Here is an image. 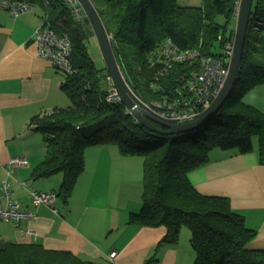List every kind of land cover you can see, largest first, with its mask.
I'll use <instances>...</instances> for the list:
<instances>
[{"label":"trees","instance_id":"obj_1","mask_svg":"<svg viewBox=\"0 0 264 264\" xmlns=\"http://www.w3.org/2000/svg\"><path fill=\"white\" fill-rule=\"evenodd\" d=\"M13 1L42 10L43 22L58 36H68L73 45V73L56 70L63 76L61 90L71 106L38 115L29 123V128L42 134L46 146L36 176L62 174L58 196L68 202L85 169L86 150L116 145L122 155L143 159L142 208L130 215V223L164 227L167 233L157 250L177 244L185 227L191 233L194 264H264V251L248 248L256 232L232 211L229 199L202 195L189 179L191 172L209 163L213 151L250 154L255 140L264 162V114L243 101L248 92L264 86V0L253 3L241 72L230 97L201 127L172 136L141 126L120 100L108 101L113 86H107L106 68H97L89 54L88 45L95 36L86 17L75 21L61 0ZM91 2L111 36L125 79L147 106L165 97L172 101L199 70L196 63L167 66L164 44L171 41L183 52L221 56L225 42L234 39L232 20L240 4V0H202L199 7L182 6L176 0ZM106 262L0 239V264H112Z\"/></svg>","mask_w":264,"mask_h":264},{"label":"crops","instance_id":"obj_2","mask_svg":"<svg viewBox=\"0 0 264 264\" xmlns=\"http://www.w3.org/2000/svg\"><path fill=\"white\" fill-rule=\"evenodd\" d=\"M176 1L182 6L202 2ZM42 17L43 11L39 9L16 19L0 10V203H3L1 181L8 178L9 162L23 158L28 164L16 167L9 177L13 198L22 210L36 215L34 219L17 223L0 222L5 226L0 229V239L70 252L96 263L194 264L195 253L187 228L181 230L177 244L157 250L167 230L130 223V215L142 208V157L124 156L116 145L88 148L85 169L68 202L58 196L62 174L36 176V169L45 159L46 146L42 134L29 128V123L38 115L71 106L69 97L61 90L63 76L39 57L34 43L35 32L43 24ZM235 23L234 16L232 26ZM261 35L264 37V31ZM259 94L261 100L244 103L264 114V90ZM261 158L255 140L253 153L232 155L215 150L208 164L189 174L200 194L229 199L232 211L244 218L248 229L256 232L248 245L253 251H264V162ZM29 190L56 193L58 214L47 206H34Z\"/></svg>","mask_w":264,"mask_h":264},{"label":"built area","instance_id":"obj_3","mask_svg":"<svg viewBox=\"0 0 264 264\" xmlns=\"http://www.w3.org/2000/svg\"><path fill=\"white\" fill-rule=\"evenodd\" d=\"M61 1L69 9L75 21L81 22L85 19L86 15L77 0ZM0 10L7 11L12 18L16 19L23 14L32 13L35 8L26 2L0 0ZM220 40L223 39L220 37ZM34 43H36L39 57L47 60L55 70L68 75L73 73L71 62L73 45L68 36H58L48 22L46 24L43 22L35 32ZM162 54L163 58L165 57L167 66L177 63H196L199 70L189 80L186 90L183 92L178 91L172 101L165 97L163 101L154 103L152 106H146L160 120L173 121L178 124L192 122L211 106L223 88L229 74L230 61L233 55V42H225L222 55L219 57L203 55L199 51L183 52L177 49L171 41L164 44ZM117 100L120 99L114 87H112L108 101ZM27 164V161L23 158H13L9 162L8 178L1 181L3 203H0V222L17 223L36 217L33 212L22 210L18 201L13 198V184L9 179L16 167L26 166ZM22 185L27 187V183ZM29 194L34 206H47L55 214H58V210L55 208L56 193L29 190ZM113 256H111V259Z\"/></svg>","mask_w":264,"mask_h":264},{"label":"water","instance_id":"obj_4","mask_svg":"<svg viewBox=\"0 0 264 264\" xmlns=\"http://www.w3.org/2000/svg\"><path fill=\"white\" fill-rule=\"evenodd\" d=\"M84 10L87 21L93 31L100 49L102 59L105 63L110 80L127 111L144 128L168 136L187 133L201 127L224 105L234 91L239 79L241 65L245 50L247 32L252 14L254 0H240L237 24L233 43V55L230 61L229 74L215 101L201 113L194 121L178 124L173 121H164L156 118L153 112L134 93L132 87L125 79L114 52L111 36L108 34L105 25L97 9L91 0H77ZM161 126L165 129L158 128Z\"/></svg>","mask_w":264,"mask_h":264},{"label":"rangeland","instance_id":"obj_5","mask_svg":"<svg viewBox=\"0 0 264 264\" xmlns=\"http://www.w3.org/2000/svg\"><path fill=\"white\" fill-rule=\"evenodd\" d=\"M257 1L258 0H254V4H256L257 3ZM202 5V2H199V3H195L194 5H192V6H195V7H199V6H201ZM28 14V13H27ZM24 15V14H23ZM11 16V15H10ZM12 17V16H11ZM14 19V18H13ZM219 22H221V23H223L224 22V20L223 19H220L219 20ZM42 23H43V19H42ZM234 27H236V23L235 24H233V26H231V28H234ZM262 33H263V31H262ZM234 36H235V34H234ZM88 47H89V54H90V56H91V58L94 60V62H95V64H96V66H97V68H99V69H103V68H106L105 67V63H104V61H103V59H102V55H101V52H100V49H99V47H98V43H97V40H96V38L94 37L93 39H91L90 40V43H89V45H88ZM107 85V84H106ZM112 85V83H111V81H110V79H109V81H108V85L107 86H111ZM113 86V85H112ZM264 90V86H260V87H257L256 89H254L251 93H249L247 96L245 95V97H244V102H251L252 100H261V94H259V93H261V91H263ZM3 227H5V226H3V224H0V229L2 230L3 229ZM9 227V226H8ZM184 229H186L185 227H184Z\"/></svg>","mask_w":264,"mask_h":264},{"label":"clouds","instance_id":"obj_6","mask_svg":"<svg viewBox=\"0 0 264 264\" xmlns=\"http://www.w3.org/2000/svg\"><path fill=\"white\" fill-rule=\"evenodd\" d=\"M83 9V8H82ZM84 11V10H83ZM238 11H239V7H238V10L236 11L237 12V14H235V17L237 18V16H238ZM231 42H233L234 43V40L233 41H231ZM111 81V80H110ZM112 83V82H111ZM113 85V84H112Z\"/></svg>","mask_w":264,"mask_h":264}]
</instances>
